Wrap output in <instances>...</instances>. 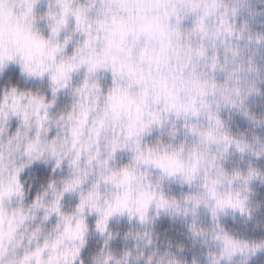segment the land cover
<instances>
[{
    "label": "clouds",
    "instance_id": "1",
    "mask_svg": "<svg viewBox=\"0 0 264 264\" xmlns=\"http://www.w3.org/2000/svg\"><path fill=\"white\" fill-rule=\"evenodd\" d=\"M0 264H264V0H0Z\"/></svg>",
    "mask_w": 264,
    "mask_h": 264
}]
</instances>
